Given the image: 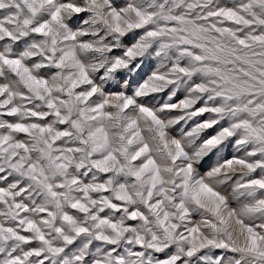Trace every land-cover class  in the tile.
<instances>
[{
	"label": "snow or ice",
	"instance_id": "1",
	"mask_svg": "<svg viewBox=\"0 0 264 264\" xmlns=\"http://www.w3.org/2000/svg\"><path fill=\"white\" fill-rule=\"evenodd\" d=\"M0 264H264V0H0Z\"/></svg>",
	"mask_w": 264,
	"mask_h": 264
},
{
	"label": "rangeland",
	"instance_id": "2",
	"mask_svg": "<svg viewBox=\"0 0 264 264\" xmlns=\"http://www.w3.org/2000/svg\"><path fill=\"white\" fill-rule=\"evenodd\" d=\"M119 2H123V0H119ZM74 23H78V21H74ZM181 127L182 126L174 128L173 134H177L178 135L180 133ZM213 160H214V157L213 158H209V160H207L205 162V166L201 169V171H206L208 169V167L211 166V163H212Z\"/></svg>",
	"mask_w": 264,
	"mask_h": 264
}]
</instances>
